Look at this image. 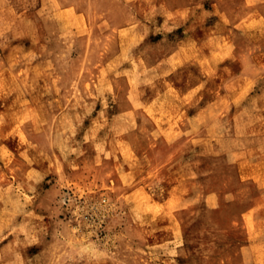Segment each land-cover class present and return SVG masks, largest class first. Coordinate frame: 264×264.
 I'll return each mask as SVG.
<instances>
[{
	"label": "rangeland",
	"instance_id": "1",
	"mask_svg": "<svg viewBox=\"0 0 264 264\" xmlns=\"http://www.w3.org/2000/svg\"><path fill=\"white\" fill-rule=\"evenodd\" d=\"M256 177L264 0H0V264H264Z\"/></svg>",
	"mask_w": 264,
	"mask_h": 264
},
{
	"label": "crops",
	"instance_id": "2",
	"mask_svg": "<svg viewBox=\"0 0 264 264\" xmlns=\"http://www.w3.org/2000/svg\"><path fill=\"white\" fill-rule=\"evenodd\" d=\"M195 6H198L197 4H194V2H190L188 4L182 5V6H177L175 8H173L174 12H175V18L174 20V24L177 25V23H179L181 21L180 17H184L188 14V12L192 11V9H197L195 8ZM67 7V6H66ZM64 7V8H66ZM179 21V22H178ZM179 27V26H178ZM220 35H218L219 38ZM188 37L187 35L185 37H183V39L181 40H186ZM258 158L252 159V161L257 162ZM256 165V164H255ZM253 182H256L259 186H264V183L262 180L264 179H258L256 178H250Z\"/></svg>",
	"mask_w": 264,
	"mask_h": 264
}]
</instances>
